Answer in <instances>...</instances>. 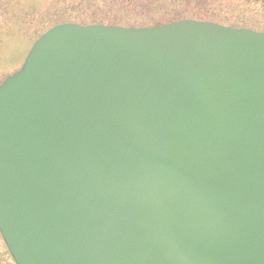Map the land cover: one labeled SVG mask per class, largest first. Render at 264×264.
Listing matches in <instances>:
<instances>
[{"label": "water", "instance_id": "1", "mask_svg": "<svg viewBox=\"0 0 264 264\" xmlns=\"http://www.w3.org/2000/svg\"><path fill=\"white\" fill-rule=\"evenodd\" d=\"M18 264H264V34L66 24L0 87Z\"/></svg>", "mask_w": 264, "mask_h": 264}, {"label": "rangeland", "instance_id": "2", "mask_svg": "<svg viewBox=\"0 0 264 264\" xmlns=\"http://www.w3.org/2000/svg\"><path fill=\"white\" fill-rule=\"evenodd\" d=\"M93 20L131 28L197 20L264 32V0H0V83L45 32ZM0 264H14L1 233Z\"/></svg>", "mask_w": 264, "mask_h": 264}, {"label": "trees", "instance_id": "3", "mask_svg": "<svg viewBox=\"0 0 264 264\" xmlns=\"http://www.w3.org/2000/svg\"><path fill=\"white\" fill-rule=\"evenodd\" d=\"M82 23H83V25H86V24H88V23H90V24H93V23L97 24V23H99V22H95V21L93 20L92 22L84 21V22H82ZM109 24L112 25V26H113V25H120V24L115 23L114 21H111Z\"/></svg>", "mask_w": 264, "mask_h": 264}]
</instances>
